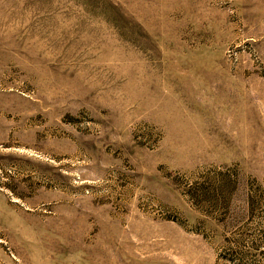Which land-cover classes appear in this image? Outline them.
Masks as SVG:
<instances>
[{
    "label": "rangeland",
    "instance_id": "374dc122",
    "mask_svg": "<svg viewBox=\"0 0 264 264\" xmlns=\"http://www.w3.org/2000/svg\"><path fill=\"white\" fill-rule=\"evenodd\" d=\"M0 264H264V0H0Z\"/></svg>",
    "mask_w": 264,
    "mask_h": 264
}]
</instances>
